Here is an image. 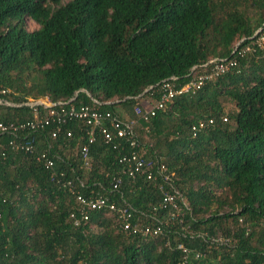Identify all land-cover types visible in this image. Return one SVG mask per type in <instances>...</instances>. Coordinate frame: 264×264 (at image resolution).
Wrapping results in <instances>:
<instances>
[{
	"label": "trees",
	"instance_id": "16d2710c",
	"mask_svg": "<svg viewBox=\"0 0 264 264\" xmlns=\"http://www.w3.org/2000/svg\"><path fill=\"white\" fill-rule=\"evenodd\" d=\"M64 1L0 0V98L17 105H0V124L17 128L0 135V264H264V44L250 40L264 36V0ZM212 59L235 65L149 122L135 114L165 81L183 86ZM42 98L138 117L144 159L168 168L180 215L164 206L174 190L160 175L123 174L127 140L115 148L96 129L90 143L80 118L31 128L35 109L18 105ZM69 182L84 197H123L132 225L163 222L162 232L125 230L109 208L85 221Z\"/></svg>",
	"mask_w": 264,
	"mask_h": 264
},
{
	"label": "built area",
	"instance_id": "2783aa9c",
	"mask_svg": "<svg viewBox=\"0 0 264 264\" xmlns=\"http://www.w3.org/2000/svg\"><path fill=\"white\" fill-rule=\"evenodd\" d=\"M260 31H257L250 40L254 41L253 44L262 45L261 41H264V36L260 35ZM245 38L240 40L234 53L238 51V46L245 42ZM264 44V43H263ZM252 50L250 45H247L243 49L240 50V54L249 52ZM235 60L229 61L228 59H212L208 63L200 66L194 67L192 69V77L190 81L178 87L176 85L177 78L172 77L171 79L165 81L159 88L160 98L159 99H151L154 101L153 103H147L142 110V108H135V114H137L143 121L149 122L150 119L156 116L157 112L165 109V107L173 101L179 95H187L190 93H196V91L200 90V88L207 82L212 81L219 78L221 75L229 71L230 67L235 65ZM0 93L5 94L6 91H1ZM40 100H30L26 103L19 104L18 106H29L35 109L36 119L34 122L30 124L31 128L43 127L45 125L50 124L51 121H57L59 123H65L67 119L80 118L85 119L89 124L92 125L94 129L89 133V142L93 143L96 140L95 131L99 130V134L104 137L106 143H114L116 138H121L127 140V144L129 145V152L125 155H122L119 159V163L124 165L123 174L131 180H135L138 175L145 176L150 181H156L157 176L160 175L164 182L171 185V188L174 190V193L170 194L168 192H164V200L163 203L166 207L167 205H171L172 211H175L179 214V205L177 203V199L180 198V193L174 189V186L171 183V178L168 173V168L164 164H160V162L156 159H144V154L146 153V149L143 143L138 138L136 133V120H122L118 115H115L109 111H100L97 108H92L89 106H81L80 108L71 105L67 107L70 102H52L47 98V102ZM96 103H98L96 101ZM9 101L0 98V105H9ZM38 106H43L46 109V116L43 118H39V111L37 109ZM213 121H210L212 123ZM205 126V122L199 124L198 127H194V130H199ZM17 128L14 126H6L0 124V135L16 131ZM122 151H124V147L121 146ZM31 149V144H27V150ZM84 155L88 153V147H83ZM46 156L43 155V158ZM89 160H86V165L89 166ZM54 162L51 159H46V166L48 168L53 167ZM81 186H84L83 182H80ZM124 183L123 177L115 178L113 182V188L117 191ZM68 187L72 190L73 193L76 194L78 201L82 205L81 215L85 221L89 220V210H101V209H110L111 211H116L118 217L123 220L125 230H131L134 233H142L143 235H158L162 232V227L160 222L158 226L152 228L147 226L145 228H138V225H132L131 219L133 218V213L136 210L133 206L127 202L123 197L122 203L118 205L115 201H110L108 198L104 196L97 197H84V195L76 192L74 188V184L72 182L68 183ZM162 188V187H161ZM163 189V188H162ZM181 202L187 206L186 201L182 198ZM75 218V215H71ZM80 221L76 220L75 224L79 225ZM182 248V246H180Z\"/></svg>",
	"mask_w": 264,
	"mask_h": 264
},
{
	"label": "rangeland",
	"instance_id": "374dc122",
	"mask_svg": "<svg viewBox=\"0 0 264 264\" xmlns=\"http://www.w3.org/2000/svg\"><path fill=\"white\" fill-rule=\"evenodd\" d=\"M64 2H66V0L64 1ZM253 14V13H252ZM256 15H258L257 13H255ZM254 17V16H253ZM26 26H27V28H28V30L29 31H34V30H36V29H38L39 28V25L38 24H36L34 21H32L31 19H27L26 20ZM261 43L263 44L264 43V41H261ZM38 100H40V99H38ZM44 100H46L45 102H47L48 103V101H47V98H42L41 99V101H44ZM73 101V99L70 101V102H72ZM141 102V104H144V105H146L148 102L149 103H153L154 101H152L151 99H149V98H145L144 100H142V101H140ZM10 104L8 105V106H17L16 104H14L13 102H9ZM7 106V105H6ZM225 106H226V108H227V111H230L231 109H233L234 108V105H233V103L232 102H230L229 100L228 101H225ZM120 109V108H119ZM128 115H130L131 116V114H128ZM129 116V117H130ZM134 120L135 119H138V117H135V118H133ZM137 121V120H136ZM138 123V122H137ZM140 126V123L138 124V127ZM141 132V131H140ZM146 138H147V136H146V134H143ZM171 215H172V217H177V216H179L180 214H178V213H176V212H174L173 214L171 213ZM166 221H167V219H166ZM94 230H96V227H94L93 228ZM218 238L220 239V241L223 239V235L222 234H218Z\"/></svg>",
	"mask_w": 264,
	"mask_h": 264
}]
</instances>
